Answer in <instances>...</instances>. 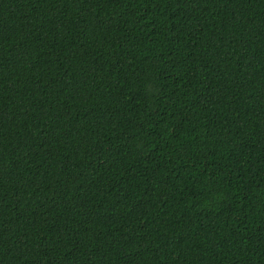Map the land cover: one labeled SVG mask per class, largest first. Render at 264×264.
I'll return each mask as SVG.
<instances>
[{"label": "trees", "instance_id": "trees-1", "mask_svg": "<svg viewBox=\"0 0 264 264\" xmlns=\"http://www.w3.org/2000/svg\"><path fill=\"white\" fill-rule=\"evenodd\" d=\"M0 264H264V0H0Z\"/></svg>", "mask_w": 264, "mask_h": 264}]
</instances>
